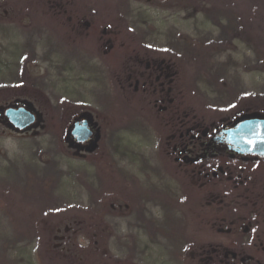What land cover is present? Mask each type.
Segmentation results:
<instances>
[{"label": "rangeland", "instance_id": "374dc122", "mask_svg": "<svg viewBox=\"0 0 264 264\" xmlns=\"http://www.w3.org/2000/svg\"><path fill=\"white\" fill-rule=\"evenodd\" d=\"M67 8L72 22L41 1L0 0V247L15 228L31 235L0 264H200L202 249L219 242L212 226L238 215L208 208L163 158L165 136L142 98L122 88V63L146 48L176 63L180 109L205 124L264 116V12L252 0ZM19 104L37 114L20 132L3 115ZM77 116L114 124L115 146L68 144Z\"/></svg>", "mask_w": 264, "mask_h": 264}, {"label": "flooded vegetation", "instance_id": "af4514ba", "mask_svg": "<svg viewBox=\"0 0 264 264\" xmlns=\"http://www.w3.org/2000/svg\"><path fill=\"white\" fill-rule=\"evenodd\" d=\"M36 1L44 2L55 16H66L72 22L73 10L67 8L68 0ZM84 25L88 26L89 22ZM102 33H107L106 28ZM107 44L104 54L110 49L111 38ZM159 55L146 48L144 52L126 57L120 74L124 77L122 88L142 98L143 107L158 120L165 136L163 158L172 157L170 160L177 164V170L186 173L207 199L206 206L233 208L238 215L229 221L221 218L212 226L219 242L202 249L200 254H206L199 258L200 264H264V154L245 152L230 143L226 133L239 122L255 116L246 115L222 124H205L195 114L182 111L176 63H167ZM130 108L134 107H127ZM113 125L107 130L106 123H96L91 116H77L71 120L65 139L71 146L79 148L94 142L95 151L100 144L115 146L118 133ZM79 127L90 132L85 140L81 139L83 134ZM110 162L115 166L118 164L113 155Z\"/></svg>", "mask_w": 264, "mask_h": 264}, {"label": "water", "instance_id": "95a60500", "mask_svg": "<svg viewBox=\"0 0 264 264\" xmlns=\"http://www.w3.org/2000/svg\"><path fill=\"white\" fill-rule=\"evenodd\" d=\"M3 115L10 127L18 132L29 129L36 121L34 110L25 104L7 106ZM78 130L83 134L82 140L90 135L85 127H79ZM226 133L229 142L241 147L245 152L264 154V118L255 116L245 119Z\"/></svg>", "mask_w": 264, "mask_h": 264}, {"label": "trees", "instance_id": "16d2710c", "mask_svg": "<svg viewBox=\"0 0 264 264\" xmlns=\"http://www.w3.org/2000/svg\"><path fill=\"white\" fill-rule=\"evenodd\" d=\"M252 5L257 10H260V11L264 12V0H252ZM262 18L264 19V16ZM262 24H263V27H264V21H263ZM50 129H51V126L48 123L47 130H50ZM33 223H35V221ZM15 229L13 230L12 237L7 239L9 243H7V245L2 246V248L0 247V262H1V257H7V254L9 253V251H12V249L14 250V249L17 248V244H18V242H20L21 238H25L27 236H29V237L31 236L29 234V232H26L25 230H20L19 228H15ZM1 250H2V252H1ZM27 255H29L30 257H33L32 259L36 258L35 254H29L28 253ZM30 262H31V259H29L27 261V263H30Z\"/></svg>", "mask_w": 264, "mask_h": 264}]
</instances>
